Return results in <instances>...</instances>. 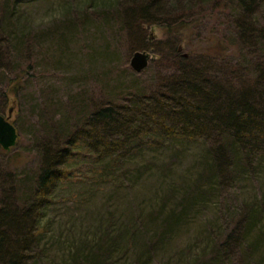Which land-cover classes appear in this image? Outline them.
Returning a JSON list of instances; mask_svg holds the SVG:
<instances>
[{
  "label": "trees",
  "instance_id": "trees-1",
  "mask_svg": "<svg viewBox=\"0 0 264 264\" xmlns=\"http://www.w3.org/2000/svg\"><path fill=\"white\" fill-rule=\"evenodd\" d=\"M2 3L0 98L7 101L11 92L18 93L25 86L28 74L15 71L18 60L14 58L19 51L22 56L32 53L34 45L24 37L28 27L21 23L16 4L11 0ZM82 3L88 14L100 21L106 19L102 22L105 26L114 18L129 39L144 38L147 24L166 26L169 37L158 44L164 45L160 54L168 76L151 94H131L126 105L100 109L65 143L58 133L50 139L43 135L41 163L29 180L33 184L24 182L26 190L21 179L15 181L11 173L10 180L9 171L0 165V264L39 260L37 248L42 242L41 224L47 204L57 184L67 176L76 157L74 152L81 145L93 154V164L108 162L106 169H118L126 163L132 168L128 172H138L130 186L140 188L137 196L149 199V206L130 210L127 224L118 229L113 222L117 213L112 212L109 226L98 230L105 231L103 237L93 239V243L77 242L73 258L78 264H118L123 258L113 255L124 239L127 252L136 249L137 261L153 262L155 253L166 246L174 247L176 233L191 222L192 208L207 205L210 185L225 189L246 177L254 184L258 164L262 163L255 162V157L264 153V0ZM219 16L224 23L214 25L197 43L201 20ZM186 35L191 43L189 50L183 51L180 46ZM192 143L200 148L196 157L202 171L180 193L173 177H169L175 164L164 161L160 166V158L148 151L179 147L186 158ZM20 190L25 192L24 198ZM238 211V219L223 239L209 237L196 251L202 253L195 264H227L235 256L237 264H264L263 194L257 192L256 202L242 205ZM210 234L215 237L217 232Z\"/></svg>",
  "mask_w": 264,
  "mask_h": 264
},
{
  "label": "rangeland",
  "instance_id": "rangeland-1",
  "mask_svg": "<svg viewBox=\"0 0 264 264\" xmlns=\"http://www.w3.org/2000/svg\"><path fill=\"white\" fill-rule=\"evenodd\" d=\"M11 1L19 8L21 23L28 27L24 37L33 43L34 50L24 56L19 51L14 58L18 60L15 71L28 73L25 86L18 93L11 92L7 101L0 98V114L19 128L16 146L8 153L0 150V165L9 171L10 180L11 173L15 181L21 179L22 189L26 190L24 182L27 186L33 184L29 180L41 163L43 135L50 139L58 133L65 143L100 109L126 105L131 94H151L164 83L168 70L160 54L164 45L158 43L168 39L169 30L160 24H147L144 38L129 39L114 18L105 26L102 22L106 19L100 21L88 14L82 0ZM223 19L204 17L196 30L197 43L214 25L219 27V23H224ZM184 38L180 49L188 51L191 37ZM138 51L150 57L148 68L141 73L131 66V59ZM197 146L194 143L188 146L191 151L186 158L179 147L146 151L160 158V166L164 161L175 164L169 177H173L181 193L201 174ZM87 149L81 145L75 150L76 157L66 169L67 176L55 187L41 224L42 242L37 248L41 257L29 260L28 264H78L73 258L79 247L77 242L93 243V239L103 237L105 231L98 230L109 226L112 212L117 213L113 222H117L118 229L127 224L130 210L149 206V199L137 196L140 188L134 190L130 186L136 182L138 172H128L132 168L126 163L118 169H106L108 162L93 164V154ZM260 161L254 184L246 177L225 189L210 185L207 205L192 208L191 222L176 233L172 240L174 247L166 246L155 253L153 262L147 259L139 262L136 249L127 252L124 239L113 255L123 258L118 264H170V260L195 264L202 253L195 254L196 251L209 237L221 240L231 231L239 207L256 202L257 192L264 196V153L255 157V162ZM20 196L25 197L23 190ZM211 231L217 235L211 237ZM227 264H237L236 256Z\"/></svg>",
  "mask_w": 264,
  "mask_h": 264
},
{
  "label": "water",
  "instance_id": "water-1",
  "mask_svg": "<svg viewBox=\"0 0 264 264\" xmlns=\"http://www.w3.org/2000/svg\"><path fill=\"white\" fill-rule=\"evenodd\" d=\"M149 64L150 57L144 52H136L131 59V66L138 73L146 70ZM18 137L17 127L6 116L0 114V147L5 151L11 150L16 146Z\"/></svg>",
  "mask_w": 264,
  "mask_h": 264
}]
</instances>
